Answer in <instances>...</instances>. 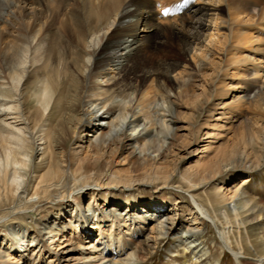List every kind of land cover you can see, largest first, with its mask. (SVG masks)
<instances>
[{"label":"bare ground","instance_id":"obj_1","mask_svg":"<svg viewBox=\"0 0 264 264\" xmlns=\"http://www.w3.org/2000/svg\"><path fill=\"white\" fill-rule=\"evenodd\" d=\"M25 73L41 83L30 106ZM262 167L264 0H0V264H139L170 236L196 264L206 222L237 264H264L200 195L214 186L227 224L241 205L238 224H258L245 186Z\"/></svg>","mask_w":264,"mask_h":264},{"label":"rangeland","instance_id":"obj_2","mask_svg":"<svg viewBox=\"0 0 264 264\" xmlns=\"http://www.w3.org/2000/svg\"><path fill=\"white\" fill-rule=\"evenodd\" d=\"M173 1H175V0H173ZM154 12H156V10H154ZM181 12H185V10L183 9V11H181ZM186 13H188V12L186 11L185 14ZM180 17H182V16H179V14H178L177 18H180ZM155 21H156V19H155ZM164 26H167V25H164ZM164 26H162L163 27L162 29L160 28L159 33H161V32L163 33V30L164 31L166 30L167 34L170 33L171 31L169 30V28L164 27ZM162 36H164V34H162ZM37 46H39L38 50H40V48L43 49L45 47V43H41L40 45L38 44ZM169 46H170L171 51H172V53L169 54L170 58L178 59V60L183 59V57H184L183 53L180 52L179 46L176 43H174L172 45L170 44ZM41 50L38 51V53L39 52L41 53L40 57L39 56L38 57L42 58V59L41 60L38 59V64H36V65L34 64V66H37V65L39 66L42 63L44 64V63L48 62V61H44V60H46V57L44 54L45 48L43 49L44 53H43V51L41 52ZM27 61L29 62V57L27 58ZM39 61H41V63H39ZM54 62H56V59H53V60L51 59V64H53L51 66L55 65ZM139 62H140V60H139ZM25 67L26 68L28 67V63L26 64ZM54 68H55V70L58 69V67H54ZM26 74L27 73H25V76L21 78V81H19V84L15 85V83L11 82L12 84L10 86H11L12 91L14 93H17L15 86H17L18 90H19L22 87V83L24 82V80L27 79V82H25L26 84L24 87L26 88L25 91L31 95V99H30L29 104H28L30 106L31 105L30 103L34 102V100H35L34 98L40 92L41 83H40V81H37V83H34L35 80L32 79L31 77H30V79L27 78L28 74L27 75ZM53 74H55V76H57V72L53 73ZM124 86H123V88L126 89L127 87L126 86L124 87ZM119 87H122V86L120 85ZM119 87L112 89V92H115L114 93L115 96L120 95ZM17 98L18 97L16 94L14 96V99H17ZM115 98H117V100H122L121 96H117ZM7 100H10L9 97L7 98ZM13 103H15V102H10L9 104L12 105ZM9 104H6L4 107H6V106L8 107ZM13 115H15V114H13ZM8 116H10V115H8ZM193 121L196 122V119ZM7 122H12V119H8ZM184 137L188 138L189 134L185 135ZM187 162H190V159ZM236 172L237 171H234L233 173H236ZM240 176H244V175L243 174L242 175L237 174V177H240ZM173 183L174 184L175 183L181 184L178 176L175 177V179L173 180ZM156 185L160 186V183H156ZM245 188L250 190L251 193L253 192L252 194L255 196V198L260 203H264V167H262L260 170L254 171L253 179L251 180V182L249 184H247L245 186ZM256 188H261V189L256 190ZM158 189L160 190L158 195L160 194L161 197L168 200L169 203H171V205L178 202L179 207L181 208V213H183L187 217L188 213L190 212L189 210L192 207L191 199L187 193H184L180 190H176V188H171V187H168L165 189H161V188H158ZM153 190L154 189H151L150 187H140V189H138V191H137L138 196L140 198L147 199L150 196V194H152ZM213 190H214V186H209L208 188L204 189V191L209 194L208 196H210L212 198L213 203H209L207 196L204 195L202 191H200L201 202L204 203L207 207H209V208L214 207L217 210L218 216H219V221H220L219 225L222 229L224 228L226 230H229L230 237H231L230 241H232L231 243L234 245V247H239L238 244L242 243L245 247L246 255L250 256V258L257 257L259 254H263L264 253V251H263L264 249L262 247L263 242H262L260 236L262 235L261 233L264 232V230H263L264 217L259 220L258 224L257 223L250 224L247 227L241 226L237 222L238 220H237V216H236L237 213L236 212H238V213L240 212L241 217L242 216L245 217V214L248 213V209H249L248 205L247 206L241 205L238 208V210L235 212H233L231 210V208L228 209V212L231 216L232 222H231V224H227L226 218L221 214V212H222L221 210L223 209V205L220 203L214 202L215 193L213 192ZM115 195L117 197L121 196L120 193H117ZM79 196H81V195H79ZM240 215H239V217H240ZM27 221L29 222V224L32 225V223H30L31 219L27 218ZM1 223H5V220L2 221ZM7 227H9V225ZM245 229H246V231H245ZM177 239H178L177 236H170L167 239H164L161 242V244L159 245L157 252L154 253L151 257H148V259L145 262H141L139 264H183L184 259H186V257H184V253H185V256L190 258L192 255H194V252H190V251L185 252L183 249V246L178 245L180 243L178 242ZM197 240L200 241L203 250L206 251V253L202 257L203 261L197 262L198 264H208L209 262L213 263V264H237L234 257L232 256V254L229 251H227L225 248H223L221 241H220V238L218 236V230L211 223L206 222L204 230L201 233V235H198ZM203 250H201L200 253H197L196 260H198V256H200V254L203 252ZM250 260L251 259L248 260L249 261L248 264H252V263H250L251 262Z\"/></svg>","mask_w":264,"mask_h":264}]
</instances>
